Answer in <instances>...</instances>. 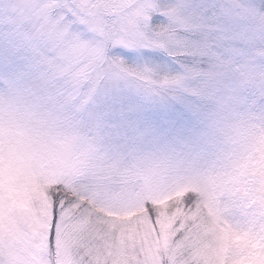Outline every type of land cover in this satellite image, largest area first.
I'll list each match as a JSON object with an SVG mask.
<instances>
[{
	"label": "snow or ice",
	"instance_id": "1",
	"mask_svg": "<svg viewBox=\"0 0 264 264\" xmlns=\"http://www.w3.org/2000/svg\"><path fill=\"white\" fill-rule=\"evenodd\" d=\"M0 264H264V0H0Z\"/></svg>",
	"mask_w": 264,
	"mask_h": 264
}]
</instances>
